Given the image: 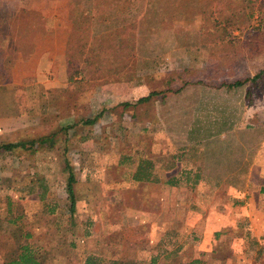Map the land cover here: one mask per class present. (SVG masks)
<instances>
[{"label":"rangeland","instance_id":"rangeland-1","mask_svg":"<svg viewBox=\"0 0 264 264\" xmlns=\"http://www.w3.org/2000/svg\"><path fill=\"white\" fill-rule=\"evenodd\" d=\"M24 1L31 0H21ZM114 1L128 18V25L131 19L136 26V59L129 72L137 62V72L147 78L140 84L106 85L100 95L94 94V90L81 94L71 90L57 93V113L62 117L55 121L52 95L47 90L34 80L23 85L14 82L13 69L22 58L6 64L7 69L0 74V146L35 141L56 133V146L38 147L37 159L30 150L22 148L0 155V227H3L0 264L16 255V231L20 232L22 245L30 244L36 250L49 252L45 264H66L69 257H73L71 264H82L89 254L101 252L108 260L118 256L122 246L115 244L119 241L122 244L123 238L117 234L124 231L128 236L134 235L136 218L129 222L124 219L131 218L130 210H146V190L142 184L118 189L110 183H99L102 179H96L97 170L108 172L111 175L108 178L115 180L113 167L120 160V152L129 156L131 147L150 132L158 134L163 130L181 140L234 137L238 142L234 145L236 156L240 155V148L251 150L254 143L264 138V76L255 85L252 81L264 72V12L259 9L264 0ZM21 2L0 0V14L14 10ZM92 2L89 0L87 5L91 10ZM117 19V14L92 13V36L115 31ZM237 81L246 83L239 88L225 85ZM196 87L231 92L234 105L192 104L190 99L199 96L188 94L197 90ZM248 90L253 92L249 99ZM150 92L159 94L150 103H137ZM163 94L169 101L165 105L156 101ZM182 96L187 97L183 100ZM222 98L223 95L214 96L215 100ZM123 102L130 106H121ZM195 105L198 106L194 108ZM104 106L109 110L94 125L80 124L64 144V135L59 132L61 126L80 122L82 117L93 118ZM161 119L166 121V128L160 124ZM228 125L235 130L228 133ZM87 134L91 138L81 141ZM134 141L135 144L131 143ZM63 156L81 180L75 185L77 210L73 218L78 223L93 221L92 232L99 233L97 243L85 241L73 248L70 244L73 232L69 230L66 238L63 237L64 229H69L66 226L70 217L68 173L64 170ZM124 163L123 167L131 173L135 166L129 161ZM79 171L83 174H77ZM214 178L230 177L214 175ZM41 186L48 189L44 198L39 194L43 193ZM30 188L35 190L34 194H28ZM88 195L92 199L84 200ZM54 203L59 206V213L52 216L48 210ZM15 218L13 225L5 226L7 219L13 222ZM79 236H83L80 230L76 234ZM221 261L218 259L216 264Z\"/></svg>","mask_w":264,"mask_h":264},{"label":"crops","instance_id":"crops-1","mask_svg":"<svg viewBox=\"0 0 264 264\" xmlns=\"http://www.w3.org/2000/svg\"><path fill=\"white\" fill-rule=\"evenodd\" d=\"M31 5L34 11L42 15L44 27L33 39L30 55L20 57L22 59L16 63L14 82L23 85L34 80L47 91L67 93L69 77L66 53L72 29L68 1L31 0ZM196 89L188 94L199 96L190 99L192 104L234 105L231 92L214 91L208 87ZM94 94L97 95L98 91ZM217 94L223 95V98L215 100ZM163 96L156 101L165 105L169 101ZM182 97L185 100L187 96ZM235 106L239 107V104L235 103ZM160 124L166 128L163 119ZM228 126V133L235 130L234 126ZM145 138L146 143L140 144L138 141V147H131L129 156L120 152V160L113 167L117 175L115 180L108 178L111 176L106 174L108 172L97 170L96 179H102L99 183H110L118 189L144 184L146 190V210H130L131 218L124 219L129 222L135 217L133 223L136 231L130 236L124 231L117 234L122 235L123 243L119 241L115 244L122 247L112 261L170 264L177 260L174 264H216L218 259H222L220 264H264V138L254 143L251 150L240 148L238 156L234 155V145L238 144L234 137L181 140V137L161 130L158 134L150 132ZM131 143L135 144L136 141ZM139 149H145L143 156L137 154ZM65 158L63 156L62 159ZM124 158L135 166L131 173L123 167L125 161L121 160ZM142 170L145 180L140 181L136 176ZM184 172L192 174L191 183L172 184ZM196 173L202 175L198 182L194 179ZM77 174L82 175L83 172ZM206 175L208 177H204ZM214 175L230 178L218 180ZM80 181L77 178L76 184ZM90 199L92 196L88 195V199L84 200ZM58 209L59 206L52 216L59 213ZM98 235L92 234L86 242H99ZM101 253L94 255L103 259L105 256ZM71 258L66 260V264H71Z\"/></svg>","mask_w":264,"mask_h":264},{"label":"trees","instance_id":"trees-1","mask_svg":"<svg viewBox=\"0 0 264 264\" xmlns=\"http://www.w3.org/2000/svg\"><path fill=\"white\" fill-rule=\"evenodd\" d=\"M69 4V20L72 24L71 33L68 40L67 47V64H68V77H69V90L76 93H83L86 91L94 90L105 92L106 85H115L116 83H129V86L140 84L143 78H146L142 72H137V62H135L132 72H129L133 65L135 56V44H136V26L133 20L130 19V25H128V18L118 10V5L114 0H93V9L87 7L89 0H67ZM21 2V0H19ZM14 10L3 12L0 14V74L7 69L5 66L14 64L16 59L27 54L30 55L33 48V39L40 29L44 27V20L40 13L32 9L30 2H21ZM259 9L264 12V2L259 5ZM100 14L101 16H107L111 14H117V28L115 31L104 34L103 36L93 37L91 16L92 13ZM132 26L135 27L133 30ZM5 30V31H4ZM4 31V32H3ZM7 64V65H6ZM144 75V76H143ZM264 72L257 74L253 79V85L258 79L263 78ZM147 79V78H146ZM144 80V79H143ZM246 81H237L234 84H225L229 88L242 87ZM110 89V88H109ZM52 95V116L56 117V120L62 116L57 113V92L48 91ZM179 92V91H177ZM252 90H248L247 98L252 95ZM159 94L157 92H150L145 98H141L137 103H150L153 98ZM101 97V96H100ZM103 101V100H102ZM99 105V103H98ZM121 106L128 107L129 103L123 102ZM249 105V104H247ZM246 105V106H247ZM108 107H102L100 113L95 117L81 118L77 123H66L61 126L60 131L63 135V142L66 144L69 141L70 135H74L75 128L82 124L94 125L97 119L104 115L108 111ZM54 121V122H55ZM146 136V135H145ZM56 133H52L50 136H45L41 139L30 142H19L16 144H9L6 147L0 146V155L4 153H12L18 148L24 150H30L33 158H39L38 154L40 148H54L56 146L55 139ZM91 138L90 134H87L81 141H87ZM138 143V142H137ZM136 146L138 147V144ZM139 143H146V138L139 141ZM139 144V145H140ZM144 146V144H143ZM39 148V149H40ZM140 150V149H139ZM145 150V149H144ZM143 150V151H144ZM143 151H138L137 154L143 156ZM127 159L124 158L123 161ZM65 164L64 170L68 173L66 192L68 194L69 203V221L64 229V234L70 231L73 232L70 244L73 248H77L80 244L85 243L87 238L91 237L93 221L88 220L86 223H78L74 220V216L77 210V194L75 185L77 183L76 173L68 162L67 159L63 160ZM177 161H175V165ZM174 165V166H175ZM172 166V167H174ZM143 168V167H142ZM140 175L136 176L137 180H145L143 170L139 172ZM192 174L184 172L178 175L177 182H172L176 185L180 182L191 183ZM175 177H172L173 179ZM194 179L198 182L202 179L201 174H194ZM42 185V183H41ZM144 185V184H142ZM145 187V185H144ZM43 193H39L42 198L45 197L48 189L45 186H41ZM35 190L30 188L28 194H34ZM145 201V197H144ZM53 207L49 208V214H55L57 203ZM10 219L6 220L5 226L8 224L13 225ZM1 223V220H0ZM9 225V226H10ZM0 227V231L2 230ZM18 230V229H17ZM82 231L83 236L76 237L78 231ZM16 239L18 241V247L16 249V255L14 258L6 260L3 264H45V260L49 255V252H41L34 249L30 244H21L20 232L16 231ZM29 235V234H28ZM83 264H128L124 262H114L105 258H99L94 254H89ZM189 264H197V262H191Z\"/></svg>","mask_w":264,"mask_h":264}]
</instances>
